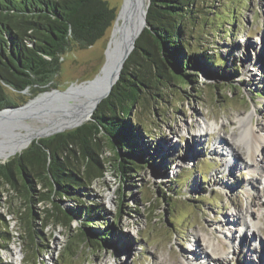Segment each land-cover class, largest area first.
<instances>
[{"label": "rangeland", "instance_id": "1", "mask_svg": "<svg viewBox=\"0 0 264 264\" xmlns=\"http://www.w3.org/2000/svg\"><path fill=\"white\" fill-rule=\"evenodd\" d=\"M108 2L117 11L122 4ZM198 7L199 22L189 39L194 52L188 55L194 54L190 73L196 81L182 87L176 78L161 79L151 94L141 93L131 111L134 159L141 169L122 181L105 144L104 176L77 190L76 200L55 197L73 215L77 207L95 205L89 229L82 227L84 216L72 218L69 228L51 222L41 227L40 244L32 251L22 238L19 215L26 203L0 186L6 222L0 228L10 236L0 249V264H200L211 248L220 259L209 264H262L264 141L252 144L250 133L242 137L238 119L251 113L248 132L264 137V0H201ZM113 27L93 45L65 52L49 89L99 77ZM205 55L221 61L208 62ZM5 91L17 105L33 97L28 90ZM45 206L37 203L34 209L41 213ZM109 223L108 246L78 239L79 229L96 235Z\"/></svg>", "mask_w": 264, "mask_h": 264}, {"label": "trees", "instance_id": "2", "mask_svg": "<svg viewBox=\"0 0 264 264\" xmlns=\"http://www.w3.org/2000/svg\"><path fill=\"white\" fill-rule=\"evenodd\" d=\"M199 2L150 0L147 27L136 39L110 94L98 104L91 119L75 128L32 140L20 153L0 161V186L7 185L26 203L25 211L19 215L22 238L31 251L40 244L41 227L51 222L69 228L72 218L84 216L79 218L82 227L89 229L93 220L88 218L98 211L95 205L77 207L79 212L73 215L72 208L65 210L55 197L76 200L77 190L104 176L105 144L118 161L116 168L122 181L127 180L128 172L141 169L134 159L137 142L131 111L141 93L151 94L161 79L176 78L182 87L196 81V73H190L194 54L188 55L194 52L189 39L199 22ZM116 14L108 0H0V109L17 105L8 97L6 88L28 90L32 96L48 90L63 54L93 45L113 25ZM228 21L230 24L236 19L233 16ZM204 57L215 64L221 61ZM37 203L46 205L41 213L35 211ZM0 222L6 224L1 214ZM112 226L109 223L96 235L79 229L77 236L82 243L106 247L113 236ZM5 228H0V249L10 240ZM72 248L69 244L71 255Z\"/></svg>", "mask_w": 264, "mask_h": 264}, {"label": "water", "instance_id": "3", "mask_svg": "<svg viewBox=\"0 0 264 264\" xmlns=\"http://www.w3.org/2000/svg\"><path fill=\"white\" fill-rule=\"evenodd\" d=\"M150 0H146V3L142 5L141 0H122V4L120 5L119 10L117 11L115 21L113 25L115 26L117 19L120 17L122 19V36L121 39L117 42L115 46L114 55L117 58L116 65V77L115 79L109 83L106 90L95 100L94 104L92 105L89 114L87 115L85 121L91 119V116L95 109L97 108L98 104L107 97L114 84L119 79L121 70L124 66V63L132 50L135 47L136 39L139 35L143 32V30L147 27V9L149 6ZM143 8L142 12L140 8ZM142 14V24L140 27H137V16L136 14ZM140 17V16H139ZM138 17V18H139ZM114 28V27H113ZM103 69V67H102ZM101 69V71H102ZM98 82V75L95 76L91 80H87L82 82L81 84L71 85L65 90H61L58 88H51L45 91L38 93L37 95L31 97L27 101L19 105H7L0 109V142H11L14 140L20 141L25 138H29L27 140V144L23 147L26 148L32 140L47 137L59 132H63L68 129L75 128L81 125L83 122L76 124L73 127L63 129L59 127H52L48 129L46 132H37V131H30L27 132L26 129L28 126L24 125V123L32 122L34 120H40L47 115H50L51 111H65L67 109L66 104H70L74 100L75 95V87L80 85H94ZM25 132V135L19 134ZM18 144V143H17ZM1 148V144H0ZM21 150L17 151L16 153H20ZM3 155L0 156L1 162L8 159L10 156L15 155Z\"/></svg>", "mask_w": 264, "mask_h": 264}, {"label": "bare ground", "instance_id": "4", "mask_svg": "<svg viewBox=\"0 0 264 264\" xmlns=\"http://www.w3.org/2000/svg\"><path fill=\"white\" fill-rule=\"evenodd\" d=\"M142 5L146 3V0H141ZM141 12L143 8H140ZM141 12L136 14L137 16V22L136 25L137 27H140L142 24V14ZM140 16V17H139ZM139 17V18H138ZM122 19L119 17L117 19V22L112 30V37L110 39L108 49L106 52L107 59L105 62V65L102 70V74L98 77V82L94 85L86 86L80 85L76 86L75 88V95H74V100L70 104H66L67 109L65 111H51L50 115L45 116L44 118L40 120H34L32 122L24 123V125L28 126L26 129L27 132L30 133V131H39V132H46L48 129L52 127H59L63 129H67L70 127L75 126L76 124L85 121L87 115L89 114V111L94 104L95 100L106 90L108 87L109 83L112 82L115 77H116V70H117V65H116V60L117 58L114 55L115 52V46L117 42L121 39L122 36ZM81 93H86L85 97L81 96ZM251 113L246 114L241 116L239 120V125L241 129V136L243 137L244 135L250 133L251 134V140L253 141L252 144L255 142H261L264 141V137L262 136H256L255 134L248 132V124L251 121ZM247 120V121H246ZM21 133L25 135V132L20 131ZM29 138H25L20 141L17 139L11 142H0L1 148L0 151H10L13 152L12 154L16 153L19 150H22L23 147L27 144V140ZM18 143V144H17ZM259 144L255 145L258 146ZM259 147V146H258ZM256 149V148H255ZM16 151V152H15ZM10 154V155H12ZM250 160H255V151L250 149L249 152ZM9 156V155H8ZM256 161V160H255ZM262 164L261 168L264 169V158H262ZM258 229H256L257 231ZM254 235V233H253ZM257 235V234H256ZM242 244V243H241ZM223 244L221 243L220 246ZM240 247V246H239ZM243 247V245H242ZM234 250V247H233ZM211 259L214 261H219V252H216L215 248H211V253L210 254H205L203 257V261H200V264H209L207 261ZM262 264H264V258L261 259Z\"/></svg>", "mask_w": 264, "mask_h": 264}]
</instances>
